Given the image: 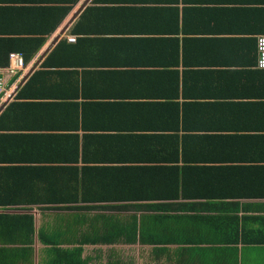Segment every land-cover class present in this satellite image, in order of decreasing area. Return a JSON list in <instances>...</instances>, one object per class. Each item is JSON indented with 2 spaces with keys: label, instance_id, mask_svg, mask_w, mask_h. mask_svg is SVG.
<instances>
[{
  "label": "crops",
  "instance_id": "0c3cea01",
  "mask_svg": "<svg viewBox=\"0 0 264 264\" xmlns=\"http://www.w3.org/2000/svg\"><path fill=\"white\" fill-rule=\"evenodd\" d=\"M260 34L264 0H0V166L140 224L119 264H264Z\"/></svg>",
  "mask_w": 264,
  "mask_h": 264
},
{
  "label": "trees",
  "instance_id": "16d2710c",
  "mask_svg": "<svg viewBox=\"0 0 264 264\" xmlns=\"http://www.w3.org/2000/svg\"><path fill=\"white\" fill-rule=\"evenodd\" d=\"M7 62L8 59L1 64L6 65ZM42 171L35 172L28 167L0 166V255L3 254L7 258L15 257L16 260L20 258L23 262H28L33 253L32 243L35 232L33 214L25 211L8 212L7 208L26 209L30 204H36L43 208L77 211L110 209L109 206L68 205L80 201L90 202L100 197L87 196L84 191L80 193L76 184L70 189L48 188L53 185L49 179L57 178L59 175H56L57 172L49 174ZM75 178L77 179L76 175ZM40 183L47 184V188L40 187ZM73 216L76 225H83L87 220L91 222L84 213H74ZM92 216V221H97L98 226L89 232H82L79 236L76 233L64 235L61 231L46 232L39 228L38 240L48 246L47 256L41 264H90L81 256L84 244L134 243L145 240L140 224L134 221L128 224L120 223L118 220L115 221L112 215L105 213ZM106 264H119V262L108 261Z\"/></svg>",
  "mask_w": 264,
  "mask_h": 264
},
{
  "label": "rangeland",
  "instance_id": "374dc122",
  "mask_svg": "<svg viewBox=\"0 0 264 264\" xmlns=\"http://www.w3.org/2000/svg\"><path fill=\"white\" fill-rule=\"evenodd\" d=\"M8 212H30L34 217L35 232L33 236V253L30 261L26 264H41L46 258L48 248L47 245L42 244L37 237L39 228L44 229L46 232L61 231L64 235L69 233H76L77 236L82 232H89V230L98 226L97 221H92V210H74V209H56V208H43L39 206H30L26 209L20 208H7ZM100 210V209H96ZM84 213L91 222L87 220L83 225H76L73 221L74 213ZM67 226L69 227L67 229ZM66 246V244H63ZM81 256L86 258L90 264H106L108 261L125 262L127 259L125 246H107L102 244H84ZM36 262V263H35Z\"/></svg>",
  "mask_w": 264,
  "mask_h": 264
},
{
  "label": "built area",
  "instance_id": "2783aa9c",
  "mask_svg": "<svg viewBox=\"0 0 264 264\" xmlns=\"http://www.w3.org/2000/svg\"><path fill=\"white\" fill-rule=\"evenodd\" d=\"M70 39H73L71 37ZM257 50V66L264 69V34H260L256 38ZM24 61L20 53L11 52L8 55V63L2 68L6 74L14 75L23 67ZM5 91V77L4 73L0 71V91Z\"/></svg>",
  "mask_w": 264,
  "mask_h": 264
},
{
  "label": "bare ground",
  "instance_id": "6f19581e",
  "mask_svg": "<svg viewBox=\"0 0 264 264\" xmlns=\"http://www.w3.org/2000/svg\"><path fill=\"white\" fill-rule=\"evenodd\" d=\"M4 67V66H3ZM10 76V75H9ZM8 82V81H7ZM12 83V82H11ZM12 87V86H11Z\"/></svg>",
  "mask_w": 264,
  "mask_h": 264
}]
</instances>
